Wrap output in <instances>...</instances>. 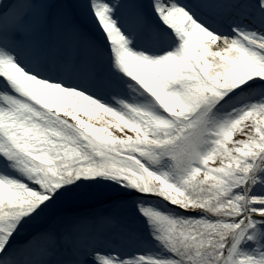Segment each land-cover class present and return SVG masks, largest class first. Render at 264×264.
Returning a JSON list of instances; mask_svg holds the SVG:
<instances>
[{
	"label": "snow or ice",
	"instance_id": "snow-or-ice-1",
	"mask_svg": "<svg viewBox=\"0 0 264 264\" xmlns=\"http://www.w3.org/2000/svg\"><path fill=\"white\" fill-rule=\"evenodd\" d=\"M0 264H264V0H0Z\"/></svg>",
	"mask_w": 264,
	"mask_h": 264
}]
</instances>
